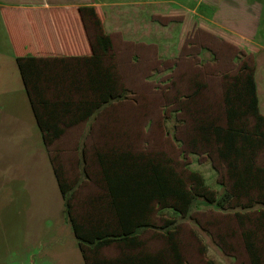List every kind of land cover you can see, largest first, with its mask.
Returning <instances> with one entry per match:
<instances>
[{
	"label": "rangeland",
	"instance_id": "rangeland-1",
	"mask_svg": "<svg viewBox=\"0 0 264 264\" xmlns=\"http://www.w3.org/2000/svg\"><path fill=\"white\" fill-rule=\"evenodd\" d=\"M255 1L264 7V0ZM177 2L181 5L111 6L112 22L119 15L127 16L130 30L151 27L153 12L174 7L176 21L170 31L175 35L159 26L166 32L165 41L160 45L159 55L163 59L159 66L152 64L150 53L143 59L130 57V64L125 62L123 69L119 65L120 80L129 91L128 98L115 101L89 120L69 127L66 136L52 147L73 185L76 212L81 216L86 214L92 196L103 192L99 184L100 167L95 159L96 148L149 154L174 166L185 178L191 170H197L211 188L222 193L229 182L224 162L210 147L201 143L196 149L192 142L198 136L196 125L200 119L221 118L220 122H224L223 76L226 72L235 74L243 58L257 67L260 111L264 114L261 53L256 54L255 60L250 53L254 52L252 46L224 33L217 34L214 25L201 23L200 14L211 16L215 10L206 0L204 3L201 0ZM180 27H183L181 34ZM263 27L264 14L261 29ZM137 38L148 40L149 37ZM256 39L257 43L264 44L258 36ZM16 54L6 31H2L0 264H86L73 227L65 219L64 197ZM128 70H133L136 78L125 76ZM201 84L204 87H200ZM195 91L199 93L195 95ZM263 160L264 152L259 162L262 164ZM168 218L177 221L186 264H250L243 228L234 211L219 210L199 200L189 215L182 216L170 207L156 204L152 222L161 226ZM162 232L158 227L144 230L140 235L145 242L144 250L154 252L165 247L166 237ZM101 252L104 256L115 257L120 249L112 244Z\"/></svg>",
	"mask_w": 264,
	"mask_h": 264
},
{
	"label": "trees",
	"instance_id": "trees-1",
	"mask_svg": "<svg viewBox=\"0 0 264 264\" xmlns=\"http://www.w3.org/2000/svg\"><path fill=\"white\" fill-rule=\"evenodd\" d=\"M80 11L96 32L90 54L18 55L16 60L64 197L65 219L73 227L86 264H186L176 219L168 218L156 226L151 216L156 204L187 216L199 200L234 211L243 228L250 264H264V160L259 162L264 152V114L255 66L246 58L235 74L223 76L224 122L221 118L200 119L198 136L192 142L196 149L201 143L210 147L224 162L229 182L222 193L211 188L197 170L185 178L174 166L149 154L96 148L103 192L92 196L85 215L76 212L73 185L52 146L69 127L127 99L129 92L120 80L113 39L95 7H81ZM157 227L166 237L165 247L144 250L141 233ZM112 244L120 253L104 256L102 249Z\"/></svg>",
	"mask_w": 264,
	"mask_h": 264
},
{
	"label": "crops",
	"instance_id": "crops-1",
	"mask_svg": "<svg viewBox=\"0 0 264 264\" xmlns=\"http://www.w3.org/2000/svg\"><path fill=\"white\" fill-rule=\"evenodd\" d=\"M206 1L212 4L215 10L211 16L200 14L203 20L201 23L214 25L217 34L224 33L226 36L235 37L246 45L252 46L254 52L250 50V53H253L255 60L256 54L261 53L260 60L264 62V44L256 42L258 36L261 39L260 42L264 43V27L261 29L263 4L255 0ZM201 2L204 3V0ZM177 3L181 5V2L177 0H0V35L2 31H6L9 44L17 53L15 57L18 55L39 57L88 55L91 53V43L96 32L89 18L83 17L80 8L95 7L105 30L113 39V52L118 68L119 65L122 69L125 68V62L130 64L131 59L146 58L148 53L152 58L150 59L152 64L159 66L163 59L159 55L160 45L165 41L166 32L173 31H170V26L176 21L174 7L166 8L167 11H161L159 8L153 12L151 27L147 25L130 30L127 16L119 15L112 22L111 6L142 8ZM159 26L167 31L160 30ZM183 27H180V34ZM171 34L175 35L174 32ZM144 35L149 37L148 40L137 38ZM226 43L231 45L230 42ZM166 59L171 65L169 58ZM132 72L133 70H128L125 76L136 78ZM255 76L257 80L256 66ZM66 133L67 130L62 137L66 136ZM60 139L54 145H58Z\"/></svg>",
	"mask_w": 264,
	"mask_h": 264
}]
</instances>
